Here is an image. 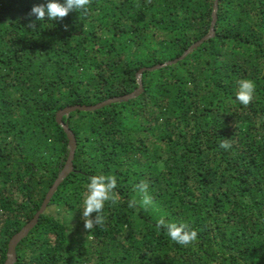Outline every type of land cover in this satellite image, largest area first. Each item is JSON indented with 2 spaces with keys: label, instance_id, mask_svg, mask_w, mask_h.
Returning a JSON list of instances; mask_svg holds the SVG:
<instances>
[{
  "label": "trees",
  "instance_id": "obj_1",
  "mask_svg": "<svg viewBox=\"0 0 264 264\" xmlns=\"http://www.w3.org/2000/svg\"><path fill=\"white\" fill-rule=\"evenodd\" d=\"M44 2L0 0V264L67 161L57 113L133 93L140 71L135 98L62 117L72 170L14 264H264V0H217L206 39L215 0H89L29 28ZM240 79L255 85L247 106ZM99 174L116 178L115 202L87 230ZM142 181L147 209L130 206ZM161 217L197 238L176 244Z\"/></svg>",
  "mask_w": 264,
  "mask_h": 264
},
{
  "label": "clouds",
  "instance_id": "obj_2",
  "mask_svg": "<svg viewBox=\"0 0 264 264\" xmlns=\"http://www.w3.org/2000/svg\"><path fill=\"white\" fill-rule=\"evenodd\" d=\"M88 7L89 0H45L44 3L36 4L30 9L28 27L35 28L36 23L44 25L45 20L48 22L62 20L72 12L79 13L80 16L81 13L87 12ZM65 28L67 29V26ZM254 90L255 85L251 80H238L234 94L235 101L243 106L249 105L253 100ZM220 147L227 149L229 144L224 142L220 144ZM136 187L142 198L139 201H133L130 206L138 203L140 207L147 209L153 203L147 192L148 185L142 181ZM115 188L116 178L114 176L99 174L88 177L81 204L85 229L90 230L93 225L102 223L105 204L109 201L115 202ZM155 227L163 229L168 238L178 245H189L197 238V233L190 230L187 225L167 221L163 217L156 220Z\"/></svg>",
  "mask_w": 264,
  "mask_h": 264
},
{
  "label": "water",
  "instance_id": "obj_3",
  "mask_svg": "<svg viewBox=\"0 0 264 264\" xmlns=\"http://www.w3.org/2000/svg\"><path fill=\"white\" fill-rule=\"evenodd\" d=\"M216 8H217V0H215L214 2V6H213V12H212V26H211V30L209 32V34L204 38H208L212 35L213 33V24L215 22V13H216ZM199 43H195L194 45H192V47L186 52L188 53L190 50H192L193 48H195ZM171 62H167L162 66H166L169 65ZM160 67V66H159ZM158 68V67H157ZM141 72H139L138 74V89L136 91H134L133 93L124 96V97H120V98H114V99H109L107 101H104L102 103L96 104L94 106H73V107H66L65 109L59 111L56 115V122L57 124L63 129V131L66 134V137L68 139V149H69V153H68V157H67V161L65 163V166L63 167V169L61 170V172L59 173V175L57 176L56 180L54 181L53 185L51 186V188L48 190L43 203L41 204V207L39 208V210L37 211V213L34 215L33 219L31 221H29L26 225H24L19 232H17L9 241L8 243V250H7V259L5 261V264H14L15 263V247L16 245L23 240L28 233L31 231V229L35 226L39 216L44 212V210L46 209L47 205L49 204V201L51 199V197L53 196L54 192L56 191L57 187L61 184V182L63 181V179L68 175L69 172H71L72 170V159H73V154H74V150H75V139L73 134L68 130L67 126L65 124H63L62 122V117L69 115L70 113L74 112V111H95L103 106H106L108 104H112V103H117V102H121V101H127L129 99L135 98L137 95H139L141 93V82H140V75Z\"/></svg>",
  "mask_w": 264,
  "mask_h": 264
}]
</instances>
